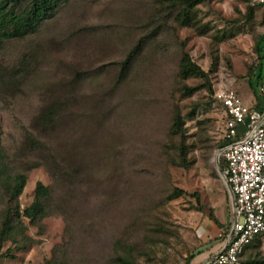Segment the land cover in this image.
Listing matches in <instances>:
<instances>
[{"label": "rangeland", "instance_id": "rangeland-1", "mask_svg": "<svg viewBox=\"0 0 264 264\" xmlns=\"http://www.w3.org/2000/svg\"><path fill=\"white\" fill-rule=\"evenodd\" d=\"M52 1L51 17L0 48V223L38 183L49 190L45 217L21 218L3 262L189 264L221 239L210 219L230 223L213 95L259 104L264 0H202L188 26L173 0ZM186 58L197 72L183 78ZM242 260L264 264V237Z\"/></svg>", "mask_w": 264, "mask_h": 264}, {"label": "built area", "instance_id": "built-area-1", "mask_svg": "<svg viewBox=\"0 0 264 264\" xmlns=\"http://www.w3.org/2000/svg\"><path fill=\"white\" fill-rule=\"evenodd\" d=\"M213 99L225 112L217 156L231 219L221 249L203 264H240L244 249L264 235V87L256 107H246L229 88Z\"/></svg>", "mask_w": 264, "mask_h": 264}, {"label": "trees", "instance_id": "trees-1", "mask_svg": "<svg viewBox=\"0 0 264 264\" xmlns=\"http://www.w3.org/2000/svg\"><path fill=\"white\" fill-rule=\"evenodd\" d=\"M173 1H176L184 6L183 12L180 14L179 20L183 26H188L190 21V15L192 14L193 9L195 8V6L200 4L202 0H173ZM11 2L15 3L16 0H0V48L2 47L3 42L5 40L15 37H21L27 34L28 32L33 31L36 28V26L42 23L45 19L51 17L53 7L55 5L52 0H33L27 11L18 14L15 13L12 8H10ZM129 58L130 56H128V58L125 60L123 64L125 68L129 66L128 65ZM183 62L184 63L182 65V70L180 72L181 77L186 78L188 77V75L197 72L196 67L190 64L187 58ZM191 92L192 89H186V96H189ZM256 106L257 105L253 107ZM222 112H223V117H225V112L223 109ZM175 122H177V124L180 125L179 124L180 122L177 120V118ZM1 166H2V154L0 150V168ZM220 170L221 171L223 170V164L221 161H220ZM25 182H26V178L24 175H17L13 178L10 204L11 202H15L16 199L19 197V195L22 193ZM48 196H49L48 188L42 185L41 183H38L35 188L33 202L28 208H26L23 211V213H20L17 207L10 206V208L4 214L0 223V264H7L4 263L3 260L6 257L8 258V254L10 251L6 250L5 252H3L2 249L7 241L16 243L15 241L16 236L18 235L19 232L18 228L19 226H22L21 218L23 217L29 220L30 222H34L36 220H40L43 217H45L46 215L45 202ZM210 220L216 225L217 228L222 230L220 238L224 240L226 236L225 227L217 219H215V217ZM262 237H264V235L258 237L255 241H257ZM253 243H251L249 246H247L244 249L243 253L240 256V264H244V261L242 260L244 253Z\"/></svg>", "mask_w": 264, "mask_h": 264}, {"label": "crops", "instance_id": "crops-1", "mask_svg": "<svg viewBox=\"0 0 264 264\" xmlns=\"http://www.w3.org/2000/svg\"><path fill=\"white\" fill-rule=\"evenodd\" d=\"M215 225V224H214ZM223 225V223H222ZM216 226V225H215ZM226 228V227H225ZM215 238L219 237L222 233V230L217 228L214 230ZM220 234V235H219ZM217 240V239H216ZM219 242L221 244H219ZM223 245V239L217 240L214 243L209 245L202 246L198 252L193 255L192 259L190 260L189 264H203L209 261L216 253L219 252Z\"/></svg>", "mask_w": 264, "mask_h": 264}, {"label": "water", "instance_id": "water-1", "mask_svg": "<svg viewBox=\"0 0 264 264\" xmlns=\"http://www.w3.org/2000/svg\"><path fill=\"white\" fill-rule=\"evenodd\" d=\"M216 161L218 162V156L216 157Z\"/></svg>", "mask_w": 264, "mask_h": 264}]
</instances>
